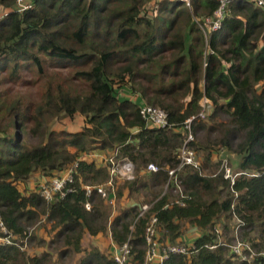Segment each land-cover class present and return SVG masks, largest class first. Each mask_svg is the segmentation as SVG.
Masks as SVG:
<instances>
[{
  "label": "trees",
  "instance_id": "obj_1",
  "mask_svg": "<svg viewBox=\"0 0 264 264\" xmlns=\"http://www.w3.org/2000/svg\"><path fill=\"white\" fill-rule=\"evenodd\" d=\"M32 2L20 11L16 0H0V217L7 229L23 239L28 227L44 220L53 231L44 241L56 246L59 259L83 254L78 264H117L112 246L83 244L87 235L108 234L107 205L115 197L113 242L130 239L129 264H143L146 218L131 228L142 204L123 208L119 200L148 191L158 199L151 210L158 212V240L193 251L163 264H260L261 256L245 260L228 245L231 222L241 219L242 229L258 235L255 250H264V10L237 0L212 29L201 24L215 13L217 0H191V6L182 0ZM205 98L206 119H194L189 144L198 159L204 151L202 165L179 172L187 197L184 205L174 203L162 196L168 169L180 164L185 121L199 114ZM143 105L166 110L173 126L148 123ZM77 116L84 121L76 131L53 127ZM209 117L220 121L210 125ZM34 137L38 143L30 141ZM116 149L118 158L134 163L136 178L115 184L108 198L97 191L88 196L83 186L106 183L109 166L80 157ZM222 150L239 160L215 158ZM77 162L64 188L72 190L63 197L47 200L40 178L36 187L28 184L36 172L48 182ZM150 163L159 170L148 171ZM226 166L241 174L226 178ZM217 225L225 240L211 248L219 241ZM35 234L32 239L42 241ZM21 246L0 244V264L52 263L47 250L39 256Z\"/></svg>",
  "mask_w": 264,
  "mask_h": 264
},
{
  "label": "built area",
  "instance_id": "obj_2",
  "mask_svg": "<svg viewBox=\"0 0 264 264\" xmlns=\"http://www.w3.org/2000/svg\"><path fill=\"white\" fill-rule=\"evenodd\" d=\"M184 1L188 6H191V0H182ZM218 1V7L215 10V13L212 16H205L204 17V24L208 25L212 29H218L221 27L222 22L229 11L230 5L237 1V0H217ZM253 3L254 6L262 8L264 10V0H248ZM17 6L20 11L29 10L33 7L32 0H16ZM207 103L208 99L205 98L202 100V110L199 112L198 115L192 116L188 118L185 121V127L189 131L188 137L185 140L180 153V164L177 168L168 169L169 177L168 181L165 184L163 195H166L168 190H173L175 193L180 195V198L176 201L172 200L174 203L182 204L184 205L183 198L187 197V194H185V189L183 185V180L180 177L179 172L183 170V168L186 165H193L196 168H200L202 165V161L197 158V155L195 152L190 149L189 144L191 141L195 139L193 130H192V122L196 118L206 119L207 116ZM141 114L142 117L145 118V120L148 123H152L154 125H157L161 128H167L172 127L173 124L170 123L168 113L166 110L160 107H155L151 105H143L141 107ZM118 149L111 153V155L106 156L100 153L95 154H83L80 157L81 159H88V160H96L100 163H106L109 166V173L110 178L107 180L106 183L102 184H86L83 186V188L86 191V194L88 196H91L92 193L97 191L103 198H108L109 196V190L114 191L116 188L115 184H117L118 181H131L136 178V169L134 163L128 159L125 158H118ZM79 162H77L75 165H73L71 168L67 169L61 176H52L50 177L49 181H43L41 184H39L40 192L41 194L49 201H53L56 199V194L60 193L61 197L65 196L67 193L66 191L72 190L71 188H67L66 191H64V188L66 187L67 182H72L74 178L73 172L76 170V167ZM159 167L155 165L154 163H150L148 165V171H158ZM226 170V178H232L234 180L236 178V175H240L241 172H235L232 168L229 166L225 167ZM183 188V189H182ZM116 198H110L108 204L110 206L115 207L116 204ZM158 199L154 200L149 203L142 204L137 218L134 222V224L131 226L132 229H134V225L136 221L139 218H146V228H145V238L148 244L147 253L145 256V261L143 264H163V262L167 259H169L174 254H187L189 252L188 247L185 245H177V244H171L169 242L162 243L158 240L159 233H158V212L157 211H151L153 206L156 204ZM85 207L88 210H91L92 203L86 202ZM245 224L244 221L241 219H238V226L236 227V231L238 229L242 228V225ZM0 227L3 229L4 234L0 236V244H17L18 246H21L20 243L16 240V235L11 233L10 230L7 229V227L4 225V222L2 221L0 217ZM215 231L218 233V243L216 245L211 246V248H214L218 246L219 244H222L225 240V238L221 235V228L219 225L215 227ZM198 232V231H197ZM201 232L194 234L195 237H199ZM29 235L26 236L25 239L28 238ZM235 243L229 244L231 251L238 255L240 258L245 260H251L254 258H257L259 256L262 257L261 263L264 264V250L261 252H257L255 249L252 248V246L244 241L239 240L238 238H235ZM24 249V246H21ZM113 258L115 259L117 264H129V259L131 258L133 245L130 241H126L122 245L113 244Z\"/></svg>",
  "mask_w": 264,
  "mask_h": 264
},
{
  "label": "rangeland",
  "instance_id": "obj_3",
  "mask_svg": "<svg viewBox=\"0 0 264 264\" xmlns=\"http://www.w3.org/2000/svg\"><path fill=\"white\" fill-rule=\"evenodd\" d=\"M2 10H3V8H2ZM0 13H1V10H0ZM201 25L205 26L206 28L209 27L208 25L204 24V22ZM29 76H31V75L29 74ZM31 88L35 92H37L39 90L38 85H33V86H31ZM83 121H84L83 118L80 116H77L73 119L64 118L62 121L55 124L53 127H55L57 130L65 129V130H69V131H76L82 127ZM219 121H220V119H218V118L216 120H212L211 117H209V118H207V120L205 122L210 124V125L216 126L217 122H219ZM33 125L34 124H32L31 126H33ZM30 141L33 144L38 143V139L36 137L32 138ZM203 153H204V151H200L199 156H200L201 161L204 158ZM104 155H107V152H105ZM214 157L215 158H217V157H224V158L230 157L235 162L239 160V157H237L235 154L227 153L225 150H222L221 152H219V151L215 152ZM234 169H236V168H234ZM218 172H219L218 170L215 171V173H218ZM224 174L226 175V170H225ZM49 176H51V175H49ZM237 176L238 175H236V177ZM39 178H40V184H41L44 181L45 177L42 176V174L40 172H36L35 174H33L32 177L30 178V180L28 181L29 186L32 185V188H33V186L36 187L39 184V183L36 184V182ZM30 182H31V184H30ZM164 190H165V188L163 187L162 193L164 192ZM150 193L148 191H144L141 194H137V195L134 194V196H131V197L128 196L127 194H125L123 196V198H121L119 200L120 205H121V207L124 208V207L128 206L129 204L130 205L145 204V203L151 204V202L156 200V199H154L153 193H151V194ZM166 195L170 196L171 200L175 199L174 201H176L177 199L180 198V195H178L177 193H175V191H173L171 189L168 190ZM119 207L120 206L118 205V200H117L116 208L119 209ZM107 208L109 209L110 215H111L113 212V208L109 204L107 205ZM236 221L237 220L233 219L231 222L233 229H232V233H231L230 243L231 244L235 243V241H236L235 238H238L241 241L249 243L252 246V248L255 249L252 244H253V239L256 238V240H257V238H258L257 233L252 232L250 230V228L249 229H242L241 228V229H238L236 231V226H237L236 224H238V222H236ZM227 222L229 223V220ZM197 231L201 232V230H197ZM197 231H195L194 234L198 233ZM26 232L30 238L28 237L27 239H25V238L22 239L19 236H16V240L19 241L20 245L24 246V248H25L24 250H26L24 252H26L27 254L34 253L35 255L36 254L41 255L42 250H47L48 252H50V254L53 257V261L51 264H78L80 257L83 255V254H74V255H70L66 258L59 259L58 255H57L56 246H50L49 244H47V242L44 241V240L51 241L52 235H53V231L51 230L50 225L47 227L45 225L44 220L38 221L34 225L28 227V230ZM35 232H39V234L43 236V237H41L42 241L39 240L40 238L38 237V235L36 236V239H32V237H34L36 235ZM187 234L192 235L189 231L187 232ZM105 238H107V235L101 236V238L91 237L90 235H87L83 241V244L86 248H91L92 245H94V246H98L99 248H101L103 250H108L109 243H107V241H109V238H108V240H105Z\"/></svg>",
  "mask_w": 264,
  "mask_h": 264
},
{
  "label": "crops",
  "instance_id": "obj_4",
  "mask_svg": "<svg viewBox=\"0 0 264 264\" xmlns=\"http://www.w3.org/2000/svg\"><path fill=\"white\" fill-rule=\"evenodd\" d=\"M120 182H125V181H118V182H117V185H118ZM117 187H118V186H117ZM116 206H117V200H116L115 207L111 206V207L113 208V212H112V214H111L110 217H109V222H108V234H107V238H105V240H108V238H109V241H107V243H109V245L112 246V248H113V244H114V242H113V238H112L111 221L113 220L114 215L118 212V209L116 208ZM96 238H101V236L99 235V236H97ZM109 245H108V246H109Z\"/></svg>",
  "mask_w": 264,
  "mask_h": 264
}]
</instances>
